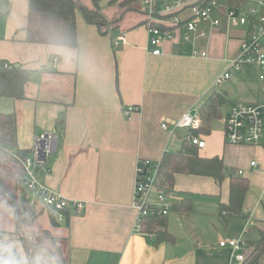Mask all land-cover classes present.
I'll use <instances>...</instances> for the list:
<instances>
[{"label":"crops","instance_id":"obj_1","mask_svg":"<svg viewBox=\"0 0 264 264\" xmlns=\"http://www.w3.org/2000/svg\"><path fill=\"white\" fill-rule=\"evenodd\" d=\"M108 1L102 0L100 8L109 18L105 12L113 6ZM156 1L160 11L163 2L172 0ZM180 1L182 6L166 14L187 18L188 4L195 0ZM143 8L139 0L136 11L126 12L117 27L104 34L77 13V45L70 47L28 40V0H0V65L30 75L24 98L0 96V113L15 115L19 149L30 150L34 136L42 132L58 134L46 169L37 170V180L83 204L81 211L66 209L57 220L55 212L52 215L38 202L33 209L38 227L63 246L64 264H229L230 248L218 244L223 238L257 244L261 250L255 264H264V146L229 144L223 134L233 103L264 102L256 65L235 69L231 64L244 27L228 26V8L219 5L211 18H219L220 24L200 20L198 31L205 36L196 38L194 46L177 36L163 41L161 53L152 55ZM160 12V18H168ZM121 32L125 41L114 46ZM194 48L205 50L206 56L193 55ZM224 72L229 77L217 82ZM215 92L226 98L223 125L213 121L222 117L221 112L211 119L210 130L198 135L205 141L198 154L217 156L226 167L242 170L248 191L241 214H217L219 204L228 201L229 178L217 183L209 176L176 174L167 198L172 205L188 198L191 208L184 213L171 208L162 217L170 238L136 231L132 202L137 160H160L165 152L178 150L188 130L179 127L169 132L161 123L171 126L184 111L198 109ZM129 106L137 110L127 115L124 110ZM4 160L18 180L20 164L0 146V163ZM51 218L56 225H51ZM15 227L10 207L1 204L0 264H23L28 257ZM32 228H26L32 231L29 237L24 233L30 240ZM30 254L36 264H50L48 255L51 264L56 263L48 248L37 247Z\"/></svg>","mask_w":264,"mask_h":264},{"label":"built area","instance_id":"obj_2","mask_svg":"<svg viewBox=\"0 0 264 264\" xmlns=\"http://www.w3.org/2000/svg\"><path fill=\"white\" fill-rule=\"evenodd\" d=\"M145 12V25L148 32V51L152 55L161 53L159 46L165 40H173L180 36L183 40L191 42L198 37H204V31H198L200 20H209L212 26L220 24L219 18H211V13L219 4L212 0L206 5H202L195 0L190 2V14L186 18L178 14H166L172 12L175 6H182L183 1L172 0L162 3V10L167 19L160 18L161 13L157 9L156 0H142ZM264 0H248L241 9L228 8L225 19L230 27H245L248 25L249 16H254L250 30L240 40L239 52L232 59L231 64L235 69L242 65L253 64L258 68V81L262 84L261 91L264 93ZM125 41V33H118L113 45ZM193 55L206 56L205 50H192ZM229 74L224 72L217 79L220 82L227 79ZM137 107L129 106L124 111L129 114L136 111ZM200 118L198 109L184 111L180 117L169 126L166 122L161 123V128L173 132L176 128H186L194 130L199 127ZM224 140L233 145L264 146V102H236L233 103L224 120ZM186 142L202 148L205 141L198 135H193L188 131L184 139ZM58 141V134L55 131L42 132L34 136L30 153L25 157L18 156L14 151L3 147L17 159L21 166V184L25 191V197L29 200V205L33 206L38 200L46 208L55 212L57 220L63 218V211L73 209L81 211L83 204L80 201L68 200L58 192L44 186L37 180V170L46 169L50 156L53 154ZM251 166H255L254 161H250ZM160 160L138 159L135 167V179L133 188L132 205L136 210L133 228L142 231L141 220L144 217H165L172 204L169 202L165 187L159 183ZM242 174V170H237ZM218 244L222 247H229L232 259L229 264H248L257 251L253 246H249L244 240L237 238H223Z\"/></svg>","mask_w":264,"mask_h":264},{"label":"trees","instance_id":"obj_3","mask_svg":"<svg viewBox=\"0 0 264 264\" xmlns=\"http://www.w3.org/2000/svg\"><path fill=\"white\" fill-rule=\"evenodd\" d=\"M101 1L102 0H88V4H85L83 0H28L27 39L36 42L59 43L65 46L75 47L77 45V13H80L86 23L95 25L101 33L104 34L111 29H115L124 14L128 11H136L139 4V0H109L108 5H116L119 8V12L108 18L101 11ZM211 1L212 0H198L202 5H206ZM215 1L219 5L226 6L227 8L241 9L246 5L248 0ZM253 18L254 16L248 17L249 23L246 26L247 31H249L252 26L251 23L254 21ZM246 29L244 27L245 32ZM29 81L30 75L28 71L18 67L0 65V96L16 99L24 98L25 86ZM225 102L226 98L222 93H211L198 108L200 118L199 127L188 131L193 135L207 133L210 130L211 119L221 115L220 108ZM15 129V115L12 113H0V146L14 151L20 157H25L30 153V150H23L17 147ZM198 150L199 148L196 145L184 141L178 150L165 152L160 159L158 185L165 187L166 192L172 189L176 174L209 176L217 183L222 182L225 178H229L228 201L219 204L217 214L220 217L241 214L243 201L248 191V180L238 174L237 170L226 167L223 161L217 156L211 158L200 157ZM17 181L19 187L17 200H14L12 196L9 197L8 192L11 193L12 190L4 186L1 177L0 195H5L8 199L15 218V232L19 233L18 231L21 230L19 227L20 224L29 225L28 227H31L36 215L34 211L31 210L32 207L29 205L28 198L25 197L26 194L21 184V175L18 177ZM13 192L14 191H12V193ZM190 204L188 198H182L174 203L171 208L179 212L183 211L182 213H184L186 209L191 208ZM50 211L53 215L54 211ZM66 222L67 220L65 224ZM51 225H56V220L54 218H51ZM141 229L145 232H158L160 238H170V234L165 232L164 218L162 217H144L141 220ZM32 236L34 239H37V242L32 241L33 239L29 240L25 234L20 236L24 248L29 254L27 259L28 264H36L30 252L32 249L40 247V243H38L39 240L50 238L54 241L49 231L33 233ZM259 242H261V240ZM255 245L253 248L255 251H258L259 255L261 248L258 249ZM56 251L57 253L52 251V255L56 259V264H64V259L59 249L56 248ZM258 255H255L249 264H255Z\"/></svg>","mask_w":264,"mask_h":264},{"label":"rangeland","instance_id":"obj_4","mask_svg":"<svg viewBox=\"0 0 264 264\" xmlns=\"http://www.w3.org/2000/svg\"><path fill=\"white\" fill-rule=\"evenodd\" d=\"M112 7V6H111ZM105 12V11H104ZM119 12V8L116 6V5H114L110 10H107V12H105L107 15H109V17L110 16H112L113 14H117ZM245 66H243L242 68H244ZM258 80V79H257ZM257 80H256V78H255V82H257ZM245 102H255V101H247V100H245ZM221 112H222V117L221 118H217V119H215V120H213L217 125H223V112H224V107H222V109H221ZM225 114V113H224ZM9 165L10 164H7V161H3V162H1L0 163V177L2 178V181H3V184H4V186L5 187H7L8 189H11L12 191H14L15 192V194H14V192L12 193V191H11V193L10 192H8V194H9V197H13V199L14 200H17V195L19 194V191H18V182L16 181L17 179H16V177H14L13 176V173H12V169L11 168H9ZM8 169H10L9 171H8ZM15 173H16V170H15ZM7 194V193H6ZM38 202H40L39 200L33 205V206H30V207H32L31 208V210L33 211V209H34V206L38 203ZM41 203V202H40ZM1 204H4L6 207H10V204H9V202H8V199L5 197V195H0V208H1ZM42 204V203H41ZM38 205H36V207H37ZM10 209H11V207H10ZM11 214L13 215V212H12V210H11ZM34 223H35V225H36V227H38V224H37V220L36 219H34ZM29 226V225H28ZM27 225H24V224H20V231H18L19 233L18 234H20V235H22V234H28V233H31L32 231H27L28 229H26V228H30V227H28ZM18 227V228H19ZM32 229H33V231H34V233H40V231L42 232V231H48V230H46V229H44V228H42L41 226L40 227H38V229H36V231H35V227L32 225ZM221 227V229H222V226H220ZM40 228V229H39ZM15 230H16V227H15ZM38 230H40V231H38ZM27 236V235H26ZM28 237H29V234H28ZM29 240H30V238H29ZM51 239L50 238H47V239H43V240H39L38 241V243H40V247H42V248H48L50 251H51V253H52V251H54L55 253H57V251H56V248H58L59 249V251H60V254H61V256L63 257V250H62V245L59 243V242H56V241H50ZM32 241H35V242H37V239H34L33 238V240ZM262 253H264V249L261 251V254ZM28 254V253H27ZM59 254V255H60ZM260 254V255H261ZM44 255V254H43ZM255 255H258V251L255 253ZM254 255V256H255ZM253 256V257H254ZM28 257H29V254H28ZM28 257H26V259H25V261H24V263L23 264H28ZM253 257L250 259V261L248 262V264L251 262V260L253 259ZM48 258H49V261H50V264L52 263V259H51V256H49L48 255ZM263 258H264V256H263ZM42 261V263H43V260H41ZM260 262H262V261H260ZM54 263V262H53ZM45 264H48V263H45ZM56 264V263H55Z\"/></svg>","mask_w":264,"mask_h":264}]
</instances>
